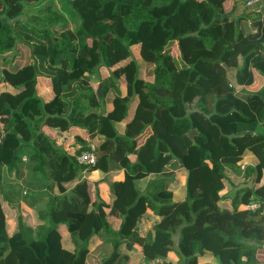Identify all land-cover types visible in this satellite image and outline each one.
<instances>
[{
  "label": "trees",
  "instance_id": "obj_1",
  "mask_svg": "<svg viewBox=\"0 0 264 264\" xmlns=\"http://www.w3.org/2000/svg\"><path fill=\"white\" fill-rule=\"evenodd\" d=\"M222 1L0 0V65L19 53V41L33 58L13 71L2 69L14 90L0 78V264H86L94 234L112 245L101 264L116 262L124 238L128 247L132 239L141 242L146 260L162 261L172 251L180 264H210L198 260L207 253L218 264H264L257 255L264 246V85L257 91L244 86L253 80L252 69L264 76V10L242 4L244 13L234 17L223 12ZM19 30L38 41L23 40L26 32ZM127 33L141 38L143 68ZM174 42L179 61L170 50ZM232 58L240 60L228 71L223 62ZM39 59L48 64L49 100L35 88ZM103 66L114 67L108 77L117 88L106 112L107 88L99 93L83 80L99 78ZM117 82L125 83V94ZM134 96V113L119 132L116 122L127 117ZM45 123L81 125L95 138L96 162L78 161L87 147L80 136L81 146L68 152L43 131ZM147 125L152 131L139 143ZM248 152L255 163H244ZM176 160L187 171L185 196L177 201L169 188ZM113 166L123 173L110 184L118 230L84 177ZM149 174L155 177L139 190L134 181ZM249 179L252 186L236 188ZM226 184L229 193L222 192ZM221 198H230L231 206L218 204ZM251 200L260 207L247 209ZM3 201H24L39 222L28 225L18 213L10 231ZM147 209L160 219L153 235L142 238L137 224ZM61 226L70 233L72 252L63 247Z\"/></svg>",
  "mask_w": 264,
  "mask_h": 264
},
{
  "label": "crops",
  "instance_id": "obj_2",
  "mask_svg": "<svg viewBox=\"0 0 264 264\" xmlns=\"http://www.w3.org/2000/svg\"><path fill=\"white\" fill-rule=\"evenodd\" d=\"M222 3H223V7H224L223 8L224 13H231L232 16H234V17H237L238 15L244 13L243 9L241 11L242 4L238 1L224 0ZM242 22H245V19H242ZM6 63H7V60H5V62L3 64L5 67H3V65H0V69H5ZM146 65H147V63H146ZM140 66L142 68L145 67L144 65L142 66L141 64H140ZM102 68L107 70V74H108L107 78H109L108 76L114 67L107 68V67L103 66ZM102 68H101V70H102ZM0 77L3 79L2 70L0 71ZM103 80H106V79L104 78ZM107 81L108 80H106V82H105V88H107L108 94H106L104 96V107H103L104 112H106L107 110H109L111 108V106H112L111 99L114 96V94L111 93V88L107 86ZM3 82H4L5 86L7 88H9L10 90L14 89V87L11 86L10 83L7 82V80L3 79ZM100 82H101V86H102V84H104V83L102 81H100ZM100 82H99V84H100ZM99 84H98V88H99ZM116 84H117V86L119 84V89L121 91V94H125V92H126L125 83L124 82H122V83L117 82ZM113 85H114V83H113ZM101 86H100V91H101ZM11 87H13V88H11ZM113 87L117 90L115 85ZM41 92H42V90H41ZM52 96H53V91H52V88L50 87V91H48V93H46L45 97L44 96H42V97L44 98V100H49ZM136 104H137V97L136 96L131 97L129 100V108H128L127 117L125 119H122V120L116 122V128L119 132H124L126 130L127 125H128L127 121L133 115ZM71 128H76V127L75 126L70 127L69 131H66L65 133H67V134L70 133ZM42 129L45 133L50 135L52 138H55L57 144L62 145L68 152H73L75 148H79L81 146V143L78 139H76L77 142L72 141L74 139L73 135H71V137H70L72 140L71 139H70V141L68 140V142H70V145H69V143H65V140H63V135H62L63 130H60L57 127L45 126V124H44L42 126ZM76 129H80V128H76ZM151 131H152L151 126L147 125L143 129V131L138 135L139 141H140L139 143H142L145 140V138L147 137V135L151 133ZM76 132L79 134V136L83 140L86 141V145L88 143H93L96 147V143L94 141L95 138H91L88 135V133L84 130V128H83V132L82 131H76ZM97 137H102V134L97 135L96 138ZM71 149H73V150L70 151ZM130 158L132 160H134L135 154L134 153L130 154ZM255 161H256V157L252 153L248 152L245 155L244 163L253 164V163H255ZM182 168L184 169V167H182ZM182 168L180 166V169H182ZM177 170H178V168L172 170L173 174L170 176V183H169V188L173 192L172 199L175 201L181 200L185 196V181H184V184H182L183 189H184V195H181V197L178 199L175 198V190L173 188V185H174L173 182H174V177H177ZM99 172H101V170H99V169H96V170H93L90 172H85L84 177L87 179L88 182H90V183L92 182L93 195L91 198L93 199L95 197V193H97L99 195V197L107 203L106 206H104L107 221L113 230H118L120 227V224H121V218L117 213L113 212L111 209V207H112L111 202H112L113 196H112V193L110 190V185L104 183V181L106 179H108V177L114 178V180L121 179L123 177L122 168L113 166L107 172H103V171H102V173H99ZM86 174H88V176ZM153 177H155L154 174H149L147 176H144L142 178L135 180L134 183L138 187L139 190L144 191L148 180L153 178ZM261 180L264 181V173L262 175ZM180 183L181 182H179V184ZM240 184H238L236 186V188H238V186ZM252 184H253V181H252ZM230 191H231V186L229 184H226V187L223 188L222 192L229 193ZM218 204H220L222 206L229 207V206H231L230 198H221L220 200H218ZM3 207H4L5 214H6V218H8L7 221L10 225V229H9L10 231H12L15 228L16 217H15V220L10 219L9 213H13V211H14L16 216L18 215V213L25 214L26 213L24 210L25 207L29 208V209H33L34 211H36V209L34 207L28 206L24 201L20 202V204L17 205L14 210H12L13 207L11 205H9L6 201H3ZM159 219H160V216H158L156 213L154 214V212L152 210L147 209L142 214L140 219L138 220L137 229H138L139 235L142 238H145L149 235H153V231H154L153 225ZM25 223L28 225H31V226H35L33 224L28 223L27 221ZM60 232L62 235L63 247L66 250L72 252L74 249V245L72 243L70 233L65 229L64 226L60 227ZM127 242H128V238H124L121 241L120 246H119L120 254H119V257L114 264H152L153 263V259H149V260L145 259L144 254H143V250H142V243L141 242H139L138 240L132 239V244L129 247H128ZM134 247H136L138 250L136 251V249ZM111 250H112L111 242H109L104 236H100L98 234L92 235L89 239V249H88V253L86 255V264H101L103 257L108 255ZM261 250H263V248L259 249V251L257 253L258 258H259V253ZM167 256H166L167 258H162L163 264H180L178 262L177 255L175 253H173L172 251L168 252ZM198 260L200 262H204V263L206 262V263H210V264H218L216 262L215 258L213 257V255L210 253L200 255ZM259 260H260V258H259Z\"/></svg>",
  "mask_w": 264,
  "mask_h": 264
},
{
  "label": "rangeland",
  "instance_id": "obj_3",
  "mask_svg": "<svg viewBox=\"0 0 264 264\" xmlns=\"http://www.w3.org/2000/svg\"><path fill=\"white\" fill-rule=\"evenodd\" d=\"M224 1V0H223ZM222 1V2H223ZM222 7H223V3H222ZM224 8V7H223ZM243 9V6H241V11ZM248 13H252L254 15H256L257 13L254 11V10H249ZM19 31H22V32H26V30H19ZM23 40L24 39H28L30 41H38V39L29 31H27L25 34H23ZM125 40L128 42V45L131 47L134 55H136L137 57V60L139 61V63L143 66L146 65V62L144 59H142L140 53H139V46H140V36L135 34V33H127L125 36ZM17 48V51L19 52L17 55L13 56V58H8L7 59V63H6V70H9V71H13V67L17 64H19L18 66L19 67H22V66H25L27 64H30L33 60V58L29 55L30 53V49L28 48V46L26 44L23 43V41H19L15 47V49ZM171 50V53L173 56H175L177 58V60L179 61V56H180V53H179V47H178V44L177 42H174L170 48ZM41 56L37 55V58H39ZM240 59H237V58H232L230 60V64H226L229 68H227L228 71L232 70L233 69V64L236 62L238 63ZM39 61H41L42 63L39 64V71H40V74L37 75L36 77V83H35V88H36V91L37 93L41 96H46V93H48V91H50V87H51V79H50V76L48 73H46V67L48 66L47 64V61H45V59H39ZM149 64V63H148ZM102 68V67H101ZM99 70V78H83L84 81L86 82H89L92 84V86L97 89L98 88V84L100 81H102V79H106L108 80L107 81V86L111 88V93L113 94H116L117 93V90L113 87V81L109 78H107V70L102 68V70ZM2 69H0L1 71ZM252 73H253V80L249 83H246L244 86L246 87V89L250 90V91H257L259 90L263 85H264V77L256 70V69H252ZM7 80V79H5ZM7 82L10 83L9 80H7ZM11 86L14 87V85L12 83H10ZM105 86L104 84H102L101 88ZM11 87V88H13ZM14 90V89H13ZM42 90V92H41ZM53 91V90H52ZM54 94V92H53ZM49 95V94H48ZM41 96V97H42ZM50 96V95H49ZM43 98V97H42ZM44 99V98H43ZM45 126H52V127H57L59 128L60 130H63V140H65V143H69L70 145V142H68V140L70 141V137L71 135L74 136V139L72 141L74 142H77L76 141V135L79 136V134L76 132V131H82L83 132V127L81 125H79L78 123H73L69 126H65L64 123H62V126H54L52 125L51 123H45ZM72 126H75L76 128H80V129H76V128H71L70 130V133H65L66 131H69L70 127ZM183 130H185L184 126L182 127ZM195 135V134H194ZM71 141V142H72ZM73 149H71L70 151H72ZM179 161L176 160V164L179 165L178 163ZM182 168V167H181ZM180 165H179V168L177 170V177H174V182H173V188L175 190V198L178 199L181 197V195H184V189H183V185L184 184V181L186 179V169L184 167V169H180ZM99 173H102L99 172ZM264 173V172H263ZM88 176V174H86ZM237 177H235V180H236ZM241 179V177H238L237 180ZM181 180V181H180ZM114 181V178H111V177H108V179H106L104 181V183L110 185L111 182ZM179 182H181L179 184ZM88 190H89V194L90 196L92 197L93 195V186H92V182H88ZM262 205V204H261ZM12 210L15 209L16 206H12ZM9 208V207H8ZM25 214H20L22 215L25 220V222L27 221L28 223L30 224H33V225H36L38 222H39V218H38V213L36 211H34L33 209H29V208H26L25 207ZM155 214V213H154ZM15 213L13 211V213H9V218L10 219H13L15 220ZM17 218V217H16ZM6 220H8V218H6ZM8 223V221H7ZM8 228L10 229V225L8 223ZM104 236V235H103ZM105 237V236H104ZM136 249V251L138 250L136 247H134ZM263 250L260 251L259 253V258L261 261H264V246L262 247ZM167 256V255H166ZM163 257V258H167V257Z\"/></svg>",
  "mask_w": 264,
  "mask_h": 264
},
{
  "label": "built area",
  "instance_id": "obj_4",
  "mask_svg": "<svg viewBox=\"0 0 264 264\" xmlns=\"http://www.w3.org/2000/svg\"><path fill=\"white\" fill-rule=\"evenodd\" d=\"M234 1H238L241 4L249 8H252L257 12H261L262 10H264V0H234ZM96 158H97L96 147L93 143H88L87 147L82 149L80 153L77 155L78 161L83 164H94L96 162ZM245 205L246 208L250 210H254L260 207V203L254 200L247 202ZM152 264H163V262L160 260V258H155L153 259Z\"/></svg>",
  "mask_w": 264,
  "mask_h": 264
},
{
  "label": "water",
  "instance_id": "obj_5",
  "mask_svg": "<svg viewBox=\"0 0 264 264\" xmlns=\"http://www.w3.org/2000/svg\"><path fill=\"white\" fill-rule=\"evenodd\" d=\"M223 65L224 66H226L227 68H229L227 65H226V63L225 62H223ZM100 86H101V82H100V84H99V90H98V92L100 93ZM196 133V130L193 128V129H191L190 131H188V135L191 137V138H193L194 137V134ZM244 186H248V187H250V186H252V179H249V181L247 182V183H241L239 186H238V188H240V187H244ZM185 264V263H184Z\"/></svg>",
  "mask_w": 264,
  "mask_h": 264
}]
</instances>
